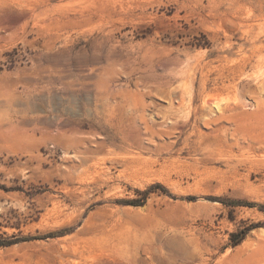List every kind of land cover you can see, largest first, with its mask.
<instances>
[{
  "label": "rangeland",
  "instance_id": "374dc122",
  "mask_svg": "<svg viewBox=\"0 0 264 264\" xmlns=\"http://www.w3.org/2000/svg\"><path fill=\"white\" fill-rule=\"evenodd\" d=\"M0 241L264 264V0H0Z\"/></svg>",
  "mask_w": 264,
  "mask_h": 264
},
{
  "label": "trees",
  "instance_id": "16d2710c",
  "mask_svg": "<svg viewBox=\"0 0 264 264\" xmlns=\"http://www.w3.org/2000/svg\"><path fill=\"white\" fill-rule=\"evenodd\" d=\"M149 190H146L144 192H142L141 194L143 196L147 195ZM126 204H130V205H133V206H136V205H140V203H138L137 201H128L126 202ZM248 206H251V205H248ZM240 240H238L237 242H234L233 244L236 245L239 243ZM17 243V241H0V247H3V246H10V245H13Z\"/></svg>",
  "mask_w": 264,
  "mask_h": 264
},
{
  "label": "bare ground",
  "instance_id": "6f19581e",
  "mask_svg": "<svg viewBox=\"0 0 264 264\" xmlns=\"http://www.w3.org/2000/svg\"><path fill=\"white\" fill-rule=\"evenodd\" d=\"M250 263V262H249ZM247 264V263H246Z\"/></svg>",
  "mask_w": 264,
  "mask_h": 264
}]
</instances>
